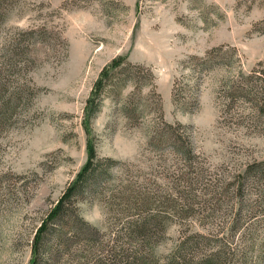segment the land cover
Segmentation results:
<instances>
[{
    "label": "rangeland",
    "instance_id": "1",
    "mask_svg": "<svg viewBox=\"0 0 264 264\" xmlns=\"http://www.w3.org/2000/svg\"><path fill=\"white\" fill-rule=\"evenodd\" d=\"M124 59L145 67L118 71L90 119L102 73ZM263 67L264 0H0V264H28L35 229L91 156L118 162L81 214L133 246L119 220L148 214L142 193L155 206L150 262L183 240L195 258L259 246ZM168 123L190 135L191 166L172 143L150 145ZM123 185L131 196L111 198Z\"/></svg>",
    "mask_w": 264,
    "mask_h": 264
},
{
    "label": "trees",
    "instance_id": "2",
    "mask_svg": "<svg viewBox=\"0 0 264 264\" xmlns=\"http://www.w3.org/2000/svg\"><path fill=\"white\" fill-rule=\"evenodd\" d=\"M134 65L145 67L142 64H134L124 59L115 61L106 68L96 85L93 101L88 107V117L90 119L100 108L102 101L100 92L104 90L109 80V84L112 85L113 76L118 71L128 70ZM147 72L153 79V71L147 68ZM121 76L118 75L113 85L117 83L118 87H123L127 82L136 80L133 76ZM234 89L238 88L235 86ZM1 91L2 89L0 88V94H2ZM262 98L264 102V93H262ZM193 101L195 102V99ZM173 125L168 123L171 130L156 133L157 136L150 139V145L160 146L163 143H172L174 150L179 152L184 165L191 166L190 164L194 162V156H196L191 137L184 129L181 130L180 127L174 128ZM91 157L78 172L77 176L69 182L57 202L42 217L32 237L31 257L28 264H67V261L71 260V255L80 257L83 254L84 257H80V261L88 260L86 264H156L149 261V257L153 256V254L140 253V248H143V245L145 247L148 246L146 242L151 244L154 240L155 230L152 226L155 224L154 220H156L155 214L150 212L155 207L152 206L153 201L147 207L144 203V195L141 196L142 193L141 195L138 194L137 197L140 198L139 202L149 209L146 211L148 214L129 219L127 225L122 219L119 220L122 224L121 229L129 230L133 246H124L116 243L115 239H118L119 236L117 238L104 237L103 233L105 231L99 227H90V222L81 214L79 202L95 196L100 188L103 190L106 188L104 186H107L106 183L111 181V177L114 175L113 169L118 162L112 156ZM188 176L186 173H181L177 180H183L184 183L188 184ZM189 181L191 186V179ZM129 187L128 185H123L117 192L109 190L110 193L113 192L111 198L116 193L125 195V197L131 196L132 187L130 185ZM133 188L142 189L137 184ZM104 192L106 194L108 190L106 189ZM156 206L158 205L156 204ZM256 241H251L252 245L251 242L248 244L249 247H253L246 248L243 257L233 259L235 249L223 253L221 249H212L203 257H191L188 255L189 249L185 245L186 241L183 240L177 245L175 250L177 252L172 255L171 259L161 264H264V238L257 247L254 246ZM179 250L180 252H178ZM149 253L153 252L150 251ZM89 259H92V261Z\"/></svg>",
    "mask_w": 264,
    "mask_h": 264
}]
</instances>
